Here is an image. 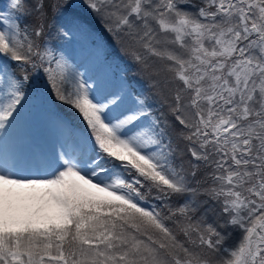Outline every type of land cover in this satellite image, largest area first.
I'll return each instance as SVG.
<instances>
[{
    "label": "snow or ice",
    "instance_id": "snow-or-ice-1",
    "mask_svg": "<svg viewBox=\"0 0 264 264\" xmlns=\"http://www.w3.org/2000/svg\"><path fill=\"white\" fill-rule=\"evenodd\" d=\"M49 12L148 91L53 46ZM0 264H264V0H6Z\"/></svg>",
    "mask_w": 264,
    "mask_h": 264
},
{
    "label": "trees",
    "instance_id": "trees-1",
    "mask_svg": "<svg viewBox=\"0 0 264 264\" xmlns=\"http://www.w3.org/2000/svg\"><path fill=\"white\" fill-rule=\"evenodd\" d=\"M51 15V12H49V16ZM49 18V17H48ZM57 23V22H56ZM55 23V24H56ZM59 24V23H58ZM53 27H55V25H53ZM57 27V26H56ZM55 27V28H56ZM54 28V29H55ZM60 29L61 28H59V26L57 27V31H59L60 32ZM56 31V32H57ZM59 32H57L58 33V35H59ZM60 36V35H59ZM60 38H62V37H59V41H60ZM119 47V46H118ZM117 59L119 60V61H124V62H130V60H129V58L127 57V56H125L121 51H120V49L118 50V56H117ZM131 63V62H130ZM129 69H130V71H129V73L128 74H126V76H125V72L124 73H121L120 75L121 76H124L135 88H139V89H141V88H143L145 91H148V89H147V82L145 81V80H143V79H141V77L139 76V75H137V76H135V75H133V73L135 72V70H136V65H134V64H131L130 66H129ZM215 217H214V215H212V214H209V217H208V219H209V222H211L213 219H214Z\"/></svg>",
    "mask_w": 264,
    "mask_h": 264
},
{
    "label": "rangeland",
    "instance_id": "rangeland-1",
    "mask_svg": "<svg viewBox=\"0 0 264 264\" xmlns=\"http://www.w3.org/2000/svg\"><path fill=\"white\" fill-rule=\"evenodd\" d=\"M5 2H6V0H0V7H2ZM78 41H80L78 38H75V40L73 42L70 41L68 43L67 50L74 56L77 63L81 64L82 66H84L86 68L87 67L90 68L91 65H89L87 62V54L82 52V50H79L80 44ZM94 64L96 65L98 63L95 61V62H93V65ZM81 70H83V68ZM95 77L98 78L99 76H95Z\"/></svg>",
    "mask_w": 264,
    "mask_h": 264
}]
</instances>
